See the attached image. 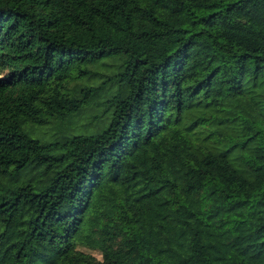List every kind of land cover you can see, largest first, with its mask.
<instances>
[{"label":"trees","instance_id":"16d2710c","mask_svg":"<svg viewBox=\"0 0 264 264\" xmlns=\"http://www.w3.org/2000/svg\"><path fill=\"white\" fill-rule=\"evenodd\" d=\"M0 264H264V0H0Z\"/></svg>","mask_w":264,"mask_h":264},{"label":"rangeland","instance_id":"374dc122","mask_svg":"<svg viewBox=\"0 0 264 264\" xmlns=\"http://www.w3.org/2000/svg\"><path fill=\"white\" fill-rule=\"evenodd\" d=\"M121 57L119 55H111L103 57L101 60L95 63H91L86 65V67L91 71H97L101 74H111L116 71L117 66H119ZM88 73L83 74V76H80L79 82L82 84H98L101 80L97 75H87ZM94 112H98V109L92 108L89 109L88 112L82 116H79L77 118L76 123L82 124L88 122V119L86 117H90ZM93 124H95V119L92 120ZM61 133L60 130L57 128L44 124V125H35L33 128V132L31 135L33 137L39 138L41 140H52L55 137H57ZM97 254V253H96ZM100 256L99 254H97Z\"/></svg>","mask_w":264,"mask_h":264}]
</instances>
